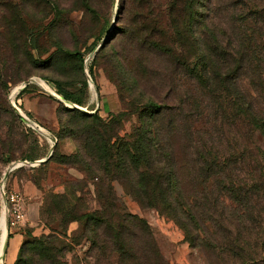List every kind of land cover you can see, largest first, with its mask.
<instances>
[{"label": "rangeland", "instance_id": "374dc122", "mask_svg": "<svg viewBox=\"0 0 264 264\" xmlns=\"http://www.w3.org/2000/svg\"><path fill=\"white\" fill-rule=\"evenodd\" d=\"M139 25L138 0H0V147L11 144L13 151L0 155V219L5 214L2 185L22 195L25 214L19 231L7 230L0 264H6L4 252L12 245L19 246L16 264H264L249 260L264 259V235L258 237V250L253 237L240 242L237 227L224 218L236 214L237 205L229 200L219 210L203 211L207 220L194 209L206 239L189 241L174 221L141 207L119 182L75 161L84 152L82 139L109 136L108 123L115 119L122 120L120 137L131 134L137 126V101L150 97L177 107L178 97L188 91L185 81L182 90L175 87L178 78L164 56L137 44L144 36ZM61 93L83 104L67 101ZM259 146L264 151V144ZM108 187L115 200L103 207L98 192ZM109 209L115 215L110 217ZM95 214L106 222L87 227L83 217ZM115 216L132 218L123 220L121 229L131 262L119 260L112 248L105 256L99 250L103 240L109 245L106 225L115 226ZM138 220L147 223L151 237L130 224ZM220 222L230 227L218 229ZM1 237L2 230L0 245ZM91 237L94 246L87 240Z\"/></svg>", "mask_w": 264, "mask_h": 264}, {"label": "trees", "instance_id": "16d2710c", "mask_svg": "<svg viewBox=\"0 0 264 264\" xmlns=\"http://www.w3.org/2000/svg\"><path fill=\"white\" fill-rule=\"evenodd\" d=\"M138 2L144 36L137 44L164 56L178 78L175 87L182 90L185 81L188 91L178 97L177 107L150 97L137 101L133 107L137 126L131 134L120 137L122 120L115 119L108 123L109 136L82 139L84 152H78L75 161L111 183L119 182L141 207L174 221L189 241L206 239L194 209L207 220L203 211H215L229 200L237 209L232 217H224L226 222L237 227L240 242L244 236L253 237L258 250V237L264 235V151L259 146L264 144V0ZM60 95L83 104L66 93ZM92 118L97 120V114ZM86 130L83 134L89 133ZM11 146L4 143L0 155H12ZM103 191L98 192L103 207L111 206L106 203L114 202V195L109 187ZM64 199L66 206L71 204ZM109 210L110 217L115 215ZM118 216L115 226L106 225L109 245L103 240L99 250L105 256L112 248L119 260L121 256L131 262L121 229L123 220L132 218ZM83 218L89 228L106 222L101 214ZM133 221L131 225L151 237L146 222ZM220 224L218 229L230 227ZM87 240L97 244L93 237Z\"/></svg>", "mask_w": 264, "mask_h": 264}, {"label": "built area", "instance_id": "2783aa9c", "mask_svg": "<svg viewBox=\"0 0 264 264\" xmlns=\"http://www.w3.org/2000/svg\"><path fill=\"white\" fill-rule=\"evenodd\" d=\"M1 196L5 200L3 211L7 216V230H10L11 232H17L23 227L25 222V214L23 212V197L18 192L5 191L4 185H2Z\"/></svg>", "mask_w": 264, "mask_h": 264}, {"label": "bare ground", "instance_id": "6f19581e", "mask_svg": "<svg viewBox=\"0 0 264 264\" xmlns=\"http://www.w3.org/2000/svg\"><path fill=\"white\" fill-rule=\"evenodd\" d=\"M24 85H22L21 87H24ZM44 85L45 84L42 83V86H44ZM14 106L16 107V105H14ZM0 230H2L1 245H0V256H1L3 254V250L5 248L6 239H7V237H6V233H7L6 214H3L1 219H0Z\"/></svg>", "mask_w": 264, "mask_h": 264}, {"label": "crops", "instance_id": "0c3cea01", "mask_svg": "<svg viewBox=\"0 0 264 264\" xmlns=\"http://www.w3.org/2000/svg\"><path fill=\"white\" fill-rule=\"evenodd\" d=\"M18 248H19V246L18 247H13V245L11 246V248L9 246L6 248L8 250V251L6 250L4 252V254H6V252H7L6 264H14V262H15V260L17 258Z\"/></svg>", "mask_w": 264, "mask_h": 264}, {"label": "water", "instance_id": "95a60500", "mask_svg": "<svg viewBox=\"0 0 264 264\" xmlns=\"http://www.w3.org/2000/svg\"><path fill=\"white\" fill-rule=\"evenodd\" d=\"M27 84H29V83H26V85H27ZM26 85H24V87H25ZM24 87H23V88H24ZM13 108H14V110H16V108H15L14 105H13ZM16 111H17V110H16ZM18 114H19V113H18ZM19 116H20V114H19ZM20 118H21L23 121H26V120H24L21 116H20ZM51 154H52V151L49 153L47 159L50 158ZM4 204H5V200L3 199V205H4Z\"/></svg>", "mask_w": 264, "mask_h": 264}]
</instances>
